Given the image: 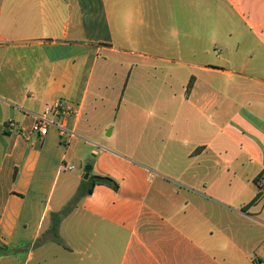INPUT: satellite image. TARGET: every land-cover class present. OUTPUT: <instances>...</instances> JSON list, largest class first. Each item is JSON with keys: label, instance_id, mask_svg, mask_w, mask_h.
I'll list each match as a JSON object with an SVG mask.
<instances>
[{"label": "crops", "instance_id": "1", "mask_svg": "<svg viewBox=\"0 0 264 264\" xmlns=\"http://www.w3.org/2000/svg\"><path fill=\"white\" fill-rule=\"evenodd\" d=\"M263 178L264 0H0V264H264Z\"/></svg>", "mask_w": 264, "mask_h": 264}, {"label": "built area", "instance_id": "2", "mask_svg": "<svg viewBox=\"0 0 264 264\" xmlns=\"http://www.w3.org/2000/svg\"><path fill=\"white\" fill-rule=\"evenodd\" d=\"M71 108L67 107L61 101H57L53 105L46 108L45 112L42 115L36 116V121L33 126V131L37 133L40 137L47 135L49 126L54 124L50 119V115L60 117L63 121L66 120L71 115ZM63 121L57 123L62 134H65L66 129L64 128ZM16 124L14 122L9 123V128H14ZM69 169H73V166H70ZM259 191L264 193V178L259 182Z\"/></svg>", "mask_w": 264, "mask_h": 264}, {"label": "trees", "instance_id": "3", "mask_svg": "<svg viewBox=\"0 0 264 264\" xmlns=\"http://www.w3.org/2000/svg\"><path fill=\"white\" fill-rule=\"evenodd\" d=\"M190 89H191V84H189V87H188V90H190ZM98 184L107 185V186L113 188L115 191H119V189H120L119 182L110 176L91 175L87 184L81 188L79 195H78V198L91 194L93 192V188ZM260 195L257 196L256 200L260 197ZM256 200H254V201H256ZM59 220H60V218L56 217L54 224H53V233H54L55 237H57L56 227H57V223Z\"/></svg>", "mask_w": 264, "mask_h": 264}, {"label": "rangeland", "instance_id": "4", "mask_svg": "<svg viewBox=\"0 0 264 264\" xmlns=\"http://www.w3.org/2000/svg\"><path fill=\"white\" fill-rule=\"evenodd\" d=\"M113 126V124H111V126L110 127H112ZM110 129L111 128H109L108 129V131L105 133V135L110 131ZM84 169V168H83ZM73 204V203H72ZM72 204L71 205H69V209L71 208V206H72ZM258 207H257V209L259 210V211H264V193H261V195H260V197H259V202H258ZM48 237V236H47Z\"/></svg>", "mask_w": 264, "mask_h": 264}, {"label": "water", "instance_id": "5", "mask_svg": "<svg viewBox=\"0 0 264 264\" xmlns=\"http://www.w3.org/2000/svg\"><path fill=\"white\" fill-rule=\"evenodd\" d=\"M85 169H86V172H87L85 178L88 179L89 176H90V172L92 170V166L91 165H87Z\"/></svg>", "mask_w": 264, "mask_h": 264}]
</instances>
